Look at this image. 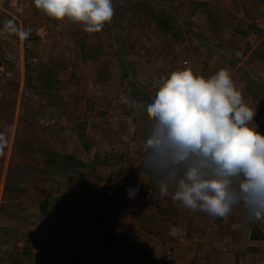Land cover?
Wrapping results in <instances>:
<instances>
[{"label":"crops","instance_id":"crops-1","mask_svg":"<svg viewBox=\"0 0 264 264\" xmlns=\"http://www.w3.org/2000/svg\"><path fill=\"white\" fill-rule=\"evenodd\" d=\"M5 1L0 0V8L5 7H1ZM250 1L112 0L111 22L101 31L89 33L84 24L68 18L57 20L47 14L42 18L43 10L36 8L34 0H8L10 7L23 8V29L48 28L49 32L41 41L29 36L23 40V77L0 86V110L11 112L7 118L0 117V135L7 137L11 152L25 105L27 62L39 58L40 64L46 65L40 66V72L45 68L58 72L68 98L61 100L62 107L50 117H36L35 122L55 137L51 151L59 158L55 165L63 166L60 159L66 154L73 158L64 171L70 176L65 178L62 192L23 198L34 202L30 208L25 204L23 210V218H29L30 223L23 228V264H140L142 255L152 260L157 242H162L152 234L150 225L156 217H171L173 212L180 217V233L168 231L180 234L175 264L194 260L196 264H264V218L246 223L239 206L224 218L188 210L170 196L161 197L155 179L143 167V142L151 123L146 106L161 78L184 68L201 75L199 55L207 56L212 75L230 69L232 76L241 64H224L223 48L233 49L234 57L242 56L244 61L263 50L264 36H241L236 25L238 18L246 26L255 22L264 28V13ZM31 9H35V20L26 18ZM121 10L134 17L126 24L131 27L133 23L137 31L120 29ZM217 12L223 18L220 22ZM167 18L175 22L177 30H166L163 21ZM185 21L197 31L189 28V34ZM66 23L73 25L72 31ZM203 26L209 27L208 36H200ZM200 40L209 45L206 49L199 46V51L191 43ZM247 41L254 45L249 53L244 47ZM248 72L254 73L252 68ZM247 79L245 75L243 81L234 78L233 82L244 90L245 101L256 110L257 130L264 133V98L257 92L255 96L256 86ZM133 102L145 106L134 107ZM92 165L97 175L91 176ZM5 181L6 175L1 174L2 191ZM57 181L53 185L63 183V179ZM137 185L139 190L129 198L127 189ZM45 196L50 203L43 207L40 201ZM145 249L148 254L141 253Z\"/></svg>","mask_w":264,"mask_h":264},{"label":"clouds","instance_id":"clouds-1","mask_svg":"<svg viewBox=\"0 0 264 264\" xmlns=\"http://www.w3.org/2000/svg\"><path fill=\"white\" fill-rule=\"evenodd\" d=\"M34 3L57 20L84 24L89 33L101 31L114 16L112 0ZM5 29L21 40L31 32L14 21H6ZM161 81L146 106L151 123L143 142V167L161 197L215 217H227L239 206L246 223L264 218V133L230 72L221 69L205 77L184 68ZM138 190L139 185L128 188L129 198Z\"/></svg>","mask_w":264,"mask_h":264},{"label":"rangeland","instance_id":"rangeland-1","mask_svg":"<svg viewBox=\"0 0 264 264\" xmlns=\"http://www.w3.org/2000/svg\"><path fill=\"white\" fill-rule=\"evenodd\" d=\"M7 2L8 0L1 6L5 7L0 8V64L6 66L7 74L11 73V76L10 74L0 76V86L11 80H21V77H23V74L20 73L21 68H23V40L19 39L16 34L6 30L5 22L14 21L18 28L23 29L24 12L23 8H20L18 5L12 6V8ZM250 2L252 4L251 6L256 5L258 9L260 7L261 11L264 13V0H251ZM215 11L216 10H212L211 12L215 13ZM42 12L44 13L42 18H46V13L44 11ZM120 12H122V18H124L122 21L120 20V29H129L130 32L137 31L133 23L131 27L129 23L126 24V22H132L134 18L129 11L121 10ZM27 14L26 18L35 20V9L28 10ZM216 19L220 22L223 18L218 14L216 15ZM158 20L162 19L158 18ZM242 20L243 19L239 20L238 18L236 20V25L241 36H254L255 38L264 36V28L260 27L258 23L253 22L249 26H246L242 23ZM163 22L167 31L172 32L177 30V27L174 26L175 22H173L172 19L167 18ZM33 25L34 23L31 22V26ZM65 25L67 29L72 31V24L68 25V23H66ZM186 25L189 34L190 29L192 32L197 31V28L193 26V24L189 25V23L185 21V26ZM45 29L47 35L49 29ZM30 30L29 37L36 41H41L46 37V35L44 38L38 35V28L34 27V29ZM183 31L184 29L181 30L182 33ZM146 32L147 31H145V33ZM199 34L200 36H208L209 27L203 26ZM236 44H238V42H236ZM208 45L207 42H202L201 40L196 43H191V46H195L199 51V46L206 49ZM253 46L252 43L247 41V44L244 45L247 53L253 50ZM220 47L222 48L225 46ZM223 49L224 54L222 58L225 59L224 64L227 62L228 67L241 64L240 70L232 75V79L239 78V81H243L245 75H247L249 78L247 81H252L256 86L255 89H253L255 90L253 91L255 96L257 92L258 97L261 96V98H264V47L262 51L257 50L253 52L252 56H249L246 61H244L242 56L234 57L233 49L231 52L226 48ZM236 49H238V47H236ZM24 52H26L25 48ZM208 58L211 59V57ZM198 63H201L203 66L201 75L210 77L212 72L208 69L209 64L207 56L204 58L199 55ZM40 66L44 67L46 65H41L39 58H31V60L27 62L29 71L27 74L28 79L25 82V88H27L26 97L23 101L25 105L22 106L21 122L11 152L7 150V147L9 148L7 137L0 135V145H2V151H0V175H6L5 189L3 191L0 189V264H4L5 261L7 264H23V228L30 224L29 218H23V210L25 209V204H29L27 208H30V205L34 203L26 199L23 200V198H26L29 194L47 195L52 192H62L64 185H66L65 178L70 176V174H64V171H67L66 165L68 163H65L63 166H57V164L55 165L54 163L56 160L59 161V158L51 152L55 143L54 135L50 133V130L46 131L39 128L41 126L35 122L36 117H41L42 119L43 116H47L48 118L52 115L53 111L55 112L58 108H61L62 105L59 103L61 100L63 101L68 98V93H66L65 89L62 91L63 82L59 78L58 72H47L50 68H45L43 70L46 71L40 72ZM248 68H252L254 73L250 74ZM243 92L244 90H242V93ZM7 109L3 108L0 110V117L7 118V116L10 115L11 112H5ZM23 114L25 115L24 118ZM82 126L83 125L80 124L79 128ZM58 142L62 143V140H58ZM65 156H67V154ZM64 157L60 159L63 163L66 162ZM48 159L52 160L49 165H47ZM5 164L6 168L3 169L2 167ZM78 172H75L76 176L79 174ZM97 172L98 170L92 165L90 168L91 176L97 175ZM59 179H63V183L60 185L59 183L53 185V182L57 183ZM35 182L39 183V185H36ZM44 198L45 199L40 202L43 207H46V205L50 203V199L49 196H45ZM49 208H52V203L49 205ZM172 214L171 217H156L154 225H150L151 230L154 229L152 234L162 243L157 242V247L152 251L155 256L152 260L142 255L140 264H164L169 251H171L173 257L176 256L177 259L179 253L177 244L180 239V234L170 235L168 231L170 229H172L173 232L178 231L177 228L180 223V217H178V214L175 212ZM31 216H35L34 212ZM48 216H50V214L45 216L44 219L50 218ZM33 219L32 222L36 220ZM149 221H151V219ZM169 223H171V225L168 226ZM188 231L191 230L188 228ZM178 232L180 233V231ZM141 253L148 254L146 249L141 251ZM191 264H196V261H192Z\"/></svg>","mask_w":264,"mask_h":264},{"label":"built area","instance_id":"built-area-1","mask_svg":"<svg viewBox=\"0 0 264 264\" xmlns=\"http://www.w3.org/2000/svg\"><path fill=\"white\" fill-rule=\"evenodd\" d=\"M38 35L44 38L46 35V31L43 29L38 30ZM6 74H7L6 66L4 64H0V76L6 75ZM173 263H174V257L171 251H169L168 255L165 258L164 264H173Z\"/></svg>","mask_w":264,"mask_h":264},{"label":"trees","instance_id":"trees-1","mask_svg":"<svg viewBox=\"0 0 264 264\" xmlns=\"http://www.w3.org/2000/svg\"><path fill=\"white\" fill-rule=\"evenodd\" d=\"M64 158L66 160L65 163H69L70 161H73V158L71 156H68V157L65 156ZM47 161H48L47 164L49 165L52 160L51 159H48ZM54 163H56V162H54Z\"/></svg>","mask_w":264,"mask_h":264}]
</instances>
